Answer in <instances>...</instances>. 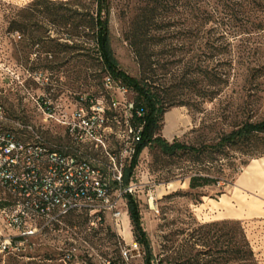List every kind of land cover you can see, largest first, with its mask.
<instances>
[{
	"label": "rangeland",
	"instance_id": "obj_1",
	"mask_svg": "<svg viewBox=\"0 0 264 264\" xmlns=\"http://www.w3.org/2000/svg\"><path fill=\"white\" fill-rule=\"evenodd\" d=\"M95 1L0 0V105L12 119L30 123L52 143L62 141V130L43 122L37 111L41 101L73 106L80 97L98 98L107 90L108 77L97 60L93 34L85 28L95 17ZM137 2L111 0L107 17L114 57L121 70L134 78L139 77L138 66L123 33ZM240 17L243 24L249 20L248 25L260 28L249 26L244 32L220 26L226 31L224 35L235 57L229 88L203 107L200 104L170 109L163 117L160 132L165 141L176 140L198 149L203 143H215L221 133H228L240 122L264 120V6ZM185 62L171 66L163 81L167 89L179 87L178 95L188 92L180 83ZM118 86L117 83L112 86L110 95L121 99ZM126 98L134 100V94L129 92ZM114 132L122 136V127L115 126ZM107 146L109 153L119 152L114 137ZM248 146L252 157L231 151L229 155L235 158L233 165L222 174L213 171V166L208 175L202 174V157L181 154L168 158L154 146L141 153L128 187L138 203L141 225L155 264L166 257L170 264L179 261L192 264L197 252L207 251L208 245L212 248L220 233L234 234L233 223L222 220L218 200L237 175L264 152V135L252 139ZM196 176L218 178L219 183L191 190L190 179ZM3 198L0 190V199ZM116 202L121 213L117 222L109 213L102 215L99 223L83 214L69 215L55 231L40 239L25 241L14 251L0 249V264H143L125 201ZM13 235L0 222V243ZM256 259L258 264H264V258L256 256ZM204 260L211 261L207 257Z\"/></svg>",
	"mask_w": 264,
	"mask_h": 264
},
{
	"label": "trees",
	"instance_id": "obj_2",
	"mask_svg": "<svg viewBox=\"0 0 264 264\" xmlns=\"http://www.w3.org/2000/svg\"><path fill=\"white\" fill-rule=\"evenodd\" d=\"M95 3V17L85 28L93 34V47L101 69L106 77L134 94L136 107L144 113L142 137L131 163L124 169L123 186L130 184L139 156L151 146L168 158L181 154L202 157V174L206 175L212 171L213 166V171L221 174L231 167L235 160L229 155L231 151L238 150L244 156L254 155L248 145L252 139L264 135V120L257 123L240 122L228 133H221L215 143H203L198 149L176 140L169 143L160 136V132L163 117L170 109L194 108L200 104L203 107L229 88L235 57L224 35L226 31L221 30L220 26L239 28L244 32H247L249 26L260 28L259 25H248L249 20L243 24L240 15L245 16L252 9L258 11L264 6V1L138 0L134 15L123 33L138 66V78L121 70L111 49L107 18L111 0H96ZM79 46L82 48L81 43ZM183 60L186 62L180 83L188 92L178 95L179 87L167 89L163 81L170 74V67ZM262 157L264 152L255 160ZM218 183V178L196 176L190 179L189 188L194 190ZM124 201L132 236L143 255V264H155L150 242L141 225L138 203L131 194L124 195ZM229 222L231 225L233 223L234 234L230 236L229 232L220 233L212 248L208 245L207 251L197 252L192 264H218V261L221 264H258L242 224ZM205 257L211 261H205ZM164 263L170 264L167 257L157 262ZM174 264L186 263L179 261Z\"/></svg>",
	"mask_w": 264,
	"mask_h": 264
},
{
	"label": "built area",
	"instance_id": "obj_3",
	"mask_svg": "<svg viewBox=\"0 0 264 264\" xmlns=\"http://www.w3.org/2000/svg\"><path fill=\"white\" fill-rule=\"evenodd\" d=\"M113 85L107 78L100 97H80L73 106L46 100L37 105L43 122L62 130L57 143L30 123L15 121L0 105V222L14 234L0 243L2 252L55 231L69 215L83 214L97 223L105 213L116 222L120 218L116 200L132 195L129 185L123 186V172L136 153L145 121L135 99L127 100L129 90L119 85L122 98L110 95ZM115 126L122 127V136ZM112 137L119 145L117 154L109 153Z\"/></svg>",
	"mask_w": 264,
	"mask_h": 264
},
{
	"label": "crops",
	"instance_id": "obj_4",
	"mask_svg": "<svg viewBox=\"0 0 264 264\" xmlns=\"http://www.w3.org/2000/svg\"><path fill=\"white\" fill-rule=\"evenodd\" d=\"M218 201L222 220L240 222L255 255L264 258V157L248 164Z\"/></svg>",
	"mask_w": 264,
	"mask_h": 264
}]
</instances>
